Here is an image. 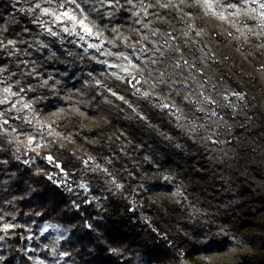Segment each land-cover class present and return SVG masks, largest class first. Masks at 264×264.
<instances>
[{
	"label": "rangeland",
	"instance_id": "rangeland-1",
	"mask_svg": "<svg viewBox=\"0 0 264 264\" xmlns=\"http://www.w3.org/2000/svg\"><path fill=\"white\" fill-rule=\"evenodd\" d=\"M124 17L128 19L125 20ZM133 19L130 13L123 10L117 14L114 23L123 25L121 28L123 35L120 39L127 36L130 42L140 40V36L132 31L133 27H139V25H133ZM5 20L6 23L4 21L2 23L8 31L0 32V39H4L7 43L8 39L15 38L18 41L15 47L19 51L9 55L7 49L0 48V56L4 57L3 54H5L8 57L7 61H0V65L16 73L11 81L20 80L26 89L31 87L32 91L26 92L25 99L33 105V109L38 113V119L44 125H51L60 135L57 137L45 132L46 140L54 143H48V146L39 154L29 152L26 156L23 154V145L20 146V153L14 152V146H12L13 150H8L10 146L4 145V150H0V160L7 163L0 164V199L22 197L15 200L16 207L13 209L17 214V222L21 224L31 221H36L37 224L49 222L69 229L70 243L66 247L73 253L70 264H86L85 261L90 258V253L97 248L98 238L91 233L92 231L88 229L86 223H83V220L65 224L62 222L61 215L64 211L70 213L76 211L78 208L74 206V202L79 204V207L90 205L95 211H100L109 195H120L134 207L139 208L142 192L138 184L134 182V179H139V176H131L129 171L134 169L145 177L144 172L140 170L144 164L141 166L142 162H132L129 170L125 163L118 166L117 163H113V160L121 156L125 160L141 157L142 160L149 161V153L145 151L136 157L137 152L130 147L131 142L128 140L125 129L109 128L107 117L100 106L103 103H111L114 105L112 107L119 108L121 105L119 114H126L125 116L129 118L142 115L139 104L134 100L133 93H128L126 87L122 86L121 81L102 74L104 66L97 63L95 59L89 58V54H84L82 49L66 41L64 46L59 44L55 47L47 37L37 36L40 31L38 28L32 32H25L23 25L9 29L8 26L13 21L6 18ZM241 20H246V17H241ZM190 22L198 26L197 30L205 33L204 36L190 35L188 38L196 42L195 57H190V60L198 65V72L202 75L193 81L187 72L184 74L177 72L174 78L180 83H189L190 87L197 92L207 89L205 94L210 95L217 102L216 111L219 116L213 118L216 123L207 122V127H216L219 124L231 126L248 111L263 113L264 117V47L258 46L260 39L257 37H252L249 41L232 39L228 33L236 37L238 33L235 29L211 15L201 14L195 16ZM154 23L167 24V21H154ZM175 30L178 37H182L184 29L177 25ZM208 34L211 35V39ZM108 37L109 34L105 33L102 38L107 42ZM38 40L47 42L49 47L41 48ZM178 42L186 49L189 48L182 39ZM141 43L147 42L141 41ZM29 44L33 47L29 48ZM200 48H203V51H200ZM42 49L52 61L51 70H39L40 64L34 54ZM69 51L71 55L68 54ZM205 53L212 59L202 61L201 57ZM77 54L83 55L84 59L88 60L90 65L87 64L88 68L82 70L81 65L76 61ZM90 55L98 57V53L90 52ZM99 59L103 60L105 57H99ZM20 60L27 63L21 64ZM157 67L168 73L173 71L171 67L164 64ZM6 75L8 72L0 73V78ZM49 77L51 79H48ZM45 80H48L47 84L44 83ZM96 81L100 82L99 87L96 86ZM203 81H207L204 89L200 88V83ZM233 81L235 85L232 84ZM109 89L118 96H123L127 103L111 95ZM144 90L148 89L145 87ZM131 91L133 92V89ZM231 92H240L245 95L244 101H236L232 98L233 104L237 106L235 111L232 110V105L223 99L224 95ZM133 108L137 111L133 112ZM186 119H192V116L189 115ZM173 123L175 132L171 128L159 125L155 130H158L161 141L164 142L163 145L168 146L171 154H175L178 160L176 163L172 161L165 168H157V164L151 161V164H148L149 173L145 172L149 174V177L140 185H150L154 177L161 179L166 176L171 177L172 179L168 180L171 184H168L167 188L159 185L150 197L159 202L168 199L187 207L191 215L200 221L201 242H213L221 237H229V240L224 250L212 248L207 251L200 250L187 260L181 258L172 261L155 256L136 255V258L127 264H244L243 257L246 254L253 255L264 251V212L255 198L257 194L264 192V173L257 176L250 169H246L237 175L228 176L222 174L223 170L218 168H213L211 172L212 166L209 164L206 166L204 162L203 165L196 164L195 182H192L190 176L185 174L187 164L184 160L192 159L194 166L196 161H206V158H202L203 154L187 145L186 139L191 138L193 141L200 142L202 138L193 139L186 128L178 127L175 121ZM208 133L210 132L201 129L197 136L206 137V135L209 136ZM44 151H50L51 156L59 159V162L54 160V163H59L64 172L68 173L67 182L72 185V192L66 191L63 184L58 186L53 183V180L62 181L63 173L54 167V163L44 159L50 155L43 154ZM17 155L20 156L19 160L16 158ZM24 160H29V164L22 163ZM85 160H92L95 163H90L89 167L85 168L82 163ZM220 160L221 156L218 155L217 161ZM97 163L101 168L108 169L111 175H105L99 169L92 172L91 169L96 168ZM179 163L183 166L181 167ZM50 175L52 179H48ZM130 176L131 179H129ZM113 177L122 185L119 191L110 183ZM2 181H8V183H2ZM81 182L87 184V192L76 186ZM194 183H197L198 187ZM176 192L183 195H173ZM58 198L64 200L62 205ZM22 199L31 201V204L27 205V215L21 214ZM47 201H50L49 205ZM33 212H39L40 215H31ZM242 217L253 222L244 224L239 234L233 231L231 226L235 220ZM25 244L27 241H23L22 251ZM78 249H84L85 252L78 253L76 251ZM0 254L5 256L2 247H0ZM40 255L44 256L45 252L41 251Z\"/></svg>",
	"mask_w": 264,
	"mask_h": 264
},
{
	"label": "snow or ice",
	"instance_id": "snow-or-ice-1",
	"mask_svg": "<svg viewBox=\"0 0 264 264\" xmlns=\"http://www.w3.org/2000/svg\"><path fill=\"white\" fill-rule=\"evenodd\" d=\"M9 2L13 7L18 4L27 5L26 8H18L17 11L29 16L31 23L40 30L37 36H47L53 42L58 39L62 44L66 41L82 49L84 54H89V58L104 66L102 74L126 83L133 89L134 95L153 104L172 118L178 127L186 128L193 139L202 138L210 140L213 144L222 143L212 139L219 133L207 127V122L216 123L213 118L219 116L216 111L217 102L205 94L207 89L197 92L189 83H180L174 78L177 72L181 74L187 72L193 81L202 75L198 72V65L190 60V57H195L196 42L188 38L190 35L204 36L205 33L197 30L198 26L190 21L201 14L211 15L235 29L238 35L232 37V34L228 33L230 38L249 41L250 38L257 37L260 39L258 46L264 47V0H9ZM121 10L130 13L134 18L133 25H139L138 28L133 27L132 31L140 36V40L130 42L127 36L120 39L123 35L121 32L123 25L114 21ZM241 17H246V20H241ZM2 19L3 17H0V20ZM10 19L15 20L16 17L12 15ZM124 19L127 20L128 17ZM154 21H167V24ZM177 25L184 29L182 37H178L175 30ZM7 31L5 24L0 23V32ZM24 31L32 32L33 29L25 27ZM105 33L109 34L107 42L102 38ZM208 35L211 39V35ZM181 39L189 45L188 49L178 42ZM37 42L41 48L49 47L45 41ZM17 43L15 38L8 39L7 43L0 39V48L7 49L8 54L13 55L19 51L15 47ZM28 47L31 48L33 45L29 44ZM199 50L203 51V48ZM90 52L98 53V57L91 56ZM68 54L72 53L69 51ZM99 57L105 59L101 60ZM210 59L212 57H208L206 53L201 57L202 61ZM19 63L26 64L27 61L20 60ZM161 64L171 67L172 73L157 67ZM4 72H8V75L0 78V150H4V145L7 144L10 146L8 150H13L14 146V152L20 153V146L23 145L24 155L27 156L29 152L39 154L48 143H54L46 140L45 132L57 137L60 134L51 125H44L38 119V113L33 109V105L25 99L26 92L32 91L31 87L26 89L20 80L11 81L16 73L0 65V73ZM44 83L47 84L48 80ZM206 84L207 81L201 82L200 88L204 89ZM99 85L100 82L96 81V86ZM145 87L148 90H144ZM108 91L127 103L123 96H118L111 89ZM232 98L244 101L245 95L240 92L224 95V101L232 105V110L235 111L237 106L233 104ZM132 110L137 111L135 108ZM189 115L192 119H186ZM140 119L145 117L141 115ZM201 129L210 132V135L198 137L197 133ZM16 158L19 160L20 156L17 155ZM44 159L54 163L51 155ZM6 163L7 161L0 160V164ZM22 163L29 164V160ZM82 163L88 168L90 163L95 162L85 160ZM54 167L60 169L63 179L60 182L53 180V183L58 186L63 184L66 191L72 192L73 187L67 182L68 173L64 172L59 163H54ZM97 169L105 175H111L108 169L101 168L98 163L91 171L95 172ZM48 179H52V176L50 175ZM164 179L172 178L166 176ZM110 183L117 191L122 188L114 177ZM76 186L84 192L88 191L87 184L83 182ZM173 195L182 196L183 193L176 192ZM20 198L22 197L13 196L12 199H0V247L7 238L18 234L22 241H27L23 252L31 264H70L73 253L66 247L70 243L69 229L49 222L42 224H37L36 221L27 224L17 222V214L13 209L16 207L15 200ZM74 206L79 208V204L75 202ZM31 215L38 216L40 213L33 212ZM86 226L92 228L91 224ZM18 229L23 231L18 233ZM41 251L45 252L44 256L40 255ZM5 260V256L0 254V264Z\"/></svg>",
	"mask_w": 264,
	"mask_h": 264
},
{
	"label": "trees",
	"instance_id": "trees-1",
	"mask_svg": "<svg viewBox=\"0 0 264 264\" xmlns=\"http://www.w3.org/2000/svg\"><path fill=\"white\" fill-rule=\"evenodd\" d=\"M21 7L26 8L27 5L18 4L13 7L9 0H0V17H3L0 23L6 22L5 18L10 19L14 15L16 19L12 20V24L8 26L9 29L23 25L36 30L37 27L31 23L29 16L17 11ZM47 38L55 47L62 44L58 39L53 42L51 38ZM62 45L64 46V43ZM38 50H35L34 56L40 64L39 70H51L52 61L50 57L46 56L43 49L40 52ZM3 55L4 57L0 56V61H7L8 57L5 54ZM84 58L83 55L76 57V61L81 65L82 70L88 68L87 64L89 63ZM88 66L90 65L88 64ZM232 84L235 85L234 81ZM122 86L126 87L128 93H133L126 83H123ZM133 96L139 104L141 114L145 119H140V116L128 118L125 116L126 114H119L121 105H119V108L112 107L114 105L111 103H103L100 106L107 117L109 128L114 130L125 129L128 140L131 142L130 147L135 149L138 154H136V157L145 151L149 153V161L142 160L141 157H131L125 160L121 156L113 160V163H117L118 166L125 163L129 170L131 167L129 165L130 163L132 165V162H142L141 166L144 164L140 167V170L144 172L145 177H143V174L134 171V169L129 171L131 176H139V179H134L142 192L139 208L134 207L120 195H109L100 211H95L90 205H83L76 211L71 213L64 211L61 215L62 222L65 224L77 223L83 220V223L92 225V228L88 229L98 238V242L96 250L90 253L89 259H86V264H127L136 258V255L155 256L172 261L181 258L187 260L199 253L200 250L207 251L210 248L224 250L229 237L215 239L211 244L209 241L201 242L199 239L200 221L191 215L187 207L168 199L159 202L150 197L159 185L167 188L168 184H171L170 181L154 177L150 185H140L142 181L145 182L146 178L149 177L148 164H151V161L157 164V168H165L172 161L176 163L178 160L175 154H171L170 148L165 144L163 145L164 142L161 141L158 130H155L157 125L171 128L173 132L176 128L172 118L165 115L147 100L138 98L134 94ZM96 97L101 99L99 96ZM262 114L257 111H248L241 116L238 122L233 123L231 126L223 124L216 127L209 126L208 128L213 132L219 133L213 136V139L222 143L213 144L210 140L205 139H201L200 142L193 141L191 138L186 139L187 145L203 154L202 158H206V161H196L194 166L192 165V159L186 158L184 160L187 164L186 176H190L192 182H195L196 164L203 165L204 162H206V166L208 164L212 166L210 167L211 172H213V168H218L223 170L222 174L229 176L250 169L252 173L261 176L264 173V151H262L264 149V117ZM208 134L210 135V133ZM223 141H225V144H223ZM43 154L51 155V152L44 151ZM216 154L221 156L220 161H217L218 155ZM53 158L56 162H59L56 156H53ZM179 165L183 166L181 163ZM131 176L129 179H131ZM194 185L198 187L197 183H194ZM255 198L260 209L264 212V192L257 194ZM57 200L60 201L61 205L64 202L62 198ZM21 203V214L25 215L27 205L31 204V201L22 199ZM47 204L49 205L50 201H47ZM252 222L242 217L235 220L231 227L233 231L240 234L242 226ZM22 231V229L17 230L18 233ZM22 243L23 241L18 234L6 239L2 246L6 258L3 264H31L22 251ZM113 249L116 251H113ZM76 251L78 253L85 252L84 249ZM243 262L244 264H264V251H259L253 255L246 254L243 257Z\"/></svg>",
	"mask_w": 264,
	"mask_h": 264
}]
</instances>
